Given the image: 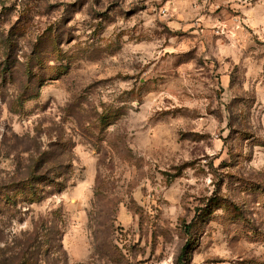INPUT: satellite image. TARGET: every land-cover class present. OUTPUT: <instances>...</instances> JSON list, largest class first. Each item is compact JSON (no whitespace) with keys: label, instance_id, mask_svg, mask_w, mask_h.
Wrapping results in <instances>:
<instances>
[{"label":"rangeland","instance_id":"obj_1","mask_svg":"<svg viewBox=\"0 0 264 264\" xmlns=\"http://www.w3.org/2000/svg\"><path fill=\"white\" fill-rule=\"evenodd\" d=\"M0 264H264V0H0Z\"/></svg>","mask_w":264,"mask_h":264},{"label":"trees","instance_id":"obj_2","mask_svg":"<svg viewBox=\"0 0 264 264\" xmlns=\"http://www.w3.org/2000/svg\"><path fill=\"white\" fill-rule=\"evenodd\" d=\"M187 249V246H185L182 250V253H181V257H183L185 255V250Z\"/></svg>","mask_w":264,"mask_h":264}]
</instances>
